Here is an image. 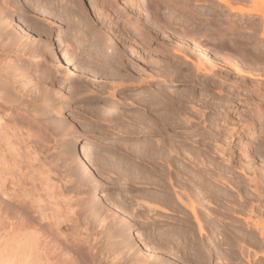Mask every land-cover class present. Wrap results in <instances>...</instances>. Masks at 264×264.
<instances>
[{
    "label": "rangeland",
    "instance_id": "obj_1",
    "mask_svg": "<svg viewBox=\"0 0 264 264\" xmlns=\"http://www.w3.org/2000/svg\"><path fill=\"white\" fill-rule=\"evenodd\" d=\"M30 1L31 0H8V2H7V0H4L3 1V2H5L4 7H3L4 9L2 8V12L4 11V13L2 14V12H0V15H2L1 16L2 19L0 17V19H1L0 22L5 21L4 20L5 17H8L6 20H8L9 22L11 21L12 22L11 24H13V26L14 25L17 26V27L14 26V29H15V27H16V29H18V27L21 26V28H22L21 31H24L23 32L24 35L26 32V34H27L26 36H29V37L31 36L30 38L27 37L28 39L35 40V38H36V40H39L40 38H44V39L48 40V38L50 36H52L53 38L51 37L52 38L51 40L54 41L55 45L58 48H62L65 52H67L69 57L73 58L76 54L77 55L80 54L79 50H76V48L73 47L74 44L72 47L69 46V45H72V43H73V41H72L73 38L71 37V35L73 33H75V31H73V29H71L70 25L69 24L66 25L65 22H63V23L57 22V20H55L53 15L49 16L50 13H48L47 15L44 14L45 19H42V20H41V18L43 17V15L38 13V12H31L30 13L32 15L31 16L29 13H27L28 11H26V8L29 10L30 8H32L31 6H33V5H31V3L34 1L37 2L38 0H34V1L32 0L31 2ZM55 1L57 2V0H52V3H56ZM59 1H58V3H56L57 5L59 4ZM61 1H62V3H64L63 1L67 2V0H61ZM103 1L104 0H98V1L97 0H78V2H75V5L80 7V9H82V8L85 9L84 10L85 13H87V14L90 13L91 15L95 13V7L96 6H97L96 11L97 10L99 11L101 9L100 12L101 11L102 12L100 14H103V13L107 14V12L111 13V11L113 10L112 8L116 3L112 2V0H111V2H110V0H106L104 2ZM118 1H117V3H119L118 5L121 4V6L124 9H126L125 7H127V4L130 3V1H132V0H118ZM144 1H147V0H135V2L137 3V5H136L137 12H138L137 15H138V17L140 16V22L142 25L148 23L147 22L148 20L146 18L147 16H145L146 13H148V11H149V13L152 11L153 13L151 12V14H154V11L152 9L145 11L146 9L142 6ZM224 1H226L230 5L242 6L248 10L250 9V11H252V12H250V14L246 13L245 15L234 14V13L230 12V10L225 5L219 3V0H173L172 2L170 1L171 3L168 1V3H167L168 6L163 11L165 13V16L169 17L170 19H175V24L172 27H169L167 29L162 28V27L151 28V29H153V30H151V33H152L151 37H147V36L142 37L141 35L137 36L138 39L141 40L142 45L144 44L146 46L147 45L149 46L148 48L150 49V51H149V49H147V50L150 53L151 58L154 56L153 58L157 57V59L159 58V60L162 59L161 60L162 62L164 61L165 67L169 68L168 75H166V76L155 75L154 77L151 76V73L149 75L150 70L147 69L148 71H145L143 69V67H141L135 59H133V58L131 59V56H124L121 58L122 60L119 59V62L123 61L122 63H124V65L129 66V67L132 66L133 69H135L134 71H136V73H135L136 76L139 73H140L141 77H142V75H143V77H146L148 75L151 82L148 83L149 78H147V80H148L146 82L147 84L142 83L141 79L143 80V77L141 78L140 76L136 77L138 79L141 78V79H139L140 80L139 83H137L138 79L135 82V80L132 81L131 79H128V78H127L128 80L126 79V81H127L126 82L125 80L122 79V78H125L124 75L120 77V80H117V79L114 80L112 78L113 79L112 80L113 82H112L110 80L111 77L108 78V76H107V78H106V77H104L103 73L93 74V76H92V73H90V74H86L84 76H81L80 78H78V77L75 78V76H73V74L68 73L70 79L76 80V82H74V83L60 82L57 78H54V77L48 81V80H46V75H43L44 65L42 62L37 63V65L39 66V68H38L39 70L37 71L38 73L37 72L35 73L34 67L32 68L31 65L28 64V59L26 57H24L23 61H20L19 58H17L16 56H12V57L10 56L16 62L15 64L13 63V60L8 61L10 59L4 58V60L6 59L5 61H7V62H5L3 60L4 64H2V66L0 67V71L5 75L4 76L5 78H3V79H5L4 82H6L5 84H3L5 86V87H3V90H2L3 92H5V90L8 91V89H9L8 87H11L9 89V92L10 93L12 92L11 93V95H12L13 90L17 89L15 87L17 86V83H18L17 82L16 86H15V83L12 82L13 77L19 72L22 74L21 70H24L26 72V70L28 69L27 72L28 73L31 72L30 78L34 82L35 81H36V83L42 82V83H40L41 87H42V84L44 83L43 81H47L48 82L47 84L51 83L49 85L50 88L52 87L51 90L56 89V88L58 89L60 87L59 89H62L61 94H64L62 96L64 98H65V96L66 97L69 96L68 98H70V102H69L68 98H67L68 101H66V99H64V98L63 99L62 98H60V99L56 98V100L55 99L51 100L53 102L47 101L46 103H43V104L39 103V107L41 105V107L38 108L39 113H41V112L44 113L43 115L40 114L43 116V117L39 116L40 118L42 117V119H43L47 114H49V112L52 110L50 107L54 104V108H53L54 110L51 111V112H53L51 115L54 114V116L56 115L55 117L61 118L62 120L64 119V121H65L64 125L55 127L54 129L52 128L53 129L52 130L50 127L45 128V126H46L45 122L47 120H45V119L42 120L39 118L40 119L39 125L40 124H42V125H40V126L37 125L34 127L35 130L36 129L38 131L40 130L39 132L41 134L39 132L35 131L37 133V135L41 136L42 134H44V137L42 136V139L44 138L46 143H47L46 145L49 146L47 148L48 152L46 154V156H48L47 160H46L47 161L46 165L48 164L47 168H49V167L51 169L53 168L52 171L53 172L55 171V173L56 172L62 173L63 177L66 176L65 180H67L68 182L70 181L69 183H73L75 180L78 179L75 176L78 174V172L76 173L75 171H77V168H79V165L76 161L73 160V156H72V152H71V141L75 137H82V138L88 139L87 140L88 143H86L85 142L86 140H84L80 144L81 148L85 151V153L87 152L86 154H89L87 156H90L91 153H98L97 151L99 150L98 155L105 160H106V158L108 160H111L113 158L116 160L118 158L119 161H121L125 158H128V159H126V161H128L129 163L130 162L134 163V164L137 163L138 160L136 159V157H133V155H131L128 151H126L125 148H123V147H126V148L130 147L131 148V147H133V145L136 146L137 144L144 145L145 142H147V141L148 142L152 141V142L156 143L158 141L163 140L159 133L152 135L151 133H153V132H151L149 134H146V133L143 134L141 139H136V141H135L133 139L134 135L136 134L135 131L133 130L134 125H131L132 123L128 119H125L126 121L118 122L119 126L117 125V123H112L111 126H110V123H107V124L102 123V125H101L100 122H97L98 121L97 119H94L95 117L93 115L98 109L96 106L99 103L98 101H104V102H108V103L113 104L111 106H108L109 110L111 108V110L110 111L108 110V111L110 113H114V114H122V113L125 114L127 112L126 115H128V113L130 115V114H136V113H132V112H137V113L143 114L142 117H145L146 115L147 116H151L153 114L155 115L154 112H156V113H163V114L169 113L168 115L170 116V114H171V117L172 116L175 117L177 115L176 117L181 118V120H183V121L180 120L181 123H179V124H178V121L176 119H174V117H173L174 120L172 119L169 122L166 121L165 123H167V124H165L162 121V119H161V121H159L158 119L154 118L153 119V126H155L156 129L158 128L162 131H165V133H167V132L171 133L170 131H172L171 139L172 140L174 139L173 140V141H175L174 145H176V146L179 145L180 149L183 147H185L184 149H188V148L192 147L190 149H191V151H193L192 153L194 156L196 155L199 157V156H201V153H202L204 157L206 156L207 159H209L208 157H211V154H213V152L215 153V149H217V145H222V144H224L222 146H224V147L226 146V148L228 149V152H232L233 150H235L236 154L245 155L246 154L245 152L247 150V152H248L247 154L254 156L255 150L258 148L257 146L259 145V143L264 144V14H263L264 13V5H260V4L257 5L256 4L257 2H255L253 0H224ZM3 2L2 1L0 2L2 4V6H3ZM15 2L17 3L16 5H15ZM96 2L99 3L98 5L100 7L97 5ZM62 3L60 2L59 8L62 6ZM65 3H64V7H65ZM68 3H70L71 6L73 5V3H71V2H68ZM75 5H73L72 7H75ZM182 5L185 8H181ZM22 6H24V7L26 6L24 10L21 8ZM256 6H257V8L259 7L258 8L259 10L261 9L260 12L258 11V14L256 12V9H257ZM64 7L62 6L61 8H64ZM98 7H99V9H98ZM92 8H94V10H93L94 12L91 11ZM143 8H144V10H143ZM5 11H7V12H5ZM12 11H15V12H12ZM5 14H7L9 16H7ZM38 14H40V15H38ZM119 14H120L119 12H115L113 14L112 19L115 22L118 20H120V21L124 20V22L121 23L122 25L119 24V26L115 27L114 29L116 31H120V30L122 31V30L126 29L123 26H125V27L129 26V27L133 28L134 24H132V23L126 24V23H128V21H127L128 16L126 17L123 14H120V15ZM194 14H196V16L194 18H192ZM142 15H144L145 17ZM116 16H117V18L119 17L118 19L116 18L117 20L115 19ZM79 17L81 18L83 16L79 14ZM92 17H93V15H92ZM82 19H83V21H85L84 23L87 26L89 25V26L93 27L94 30H96V31H103L104 30V28H103L104 25L103 24L101 25V23H99L97 20H96L97 22L95 21V19H94V21L91 22L90 21L91 18H88V16L83 17ZM86 21L88 22V24L86 23ZM44 22H46V23H44ZM110 22H112V21H110ZM18 23L22 24V25L19 26V25H17ZM97 23H98V25H97ZM96 27L100 30H98ZM120 28H123V29H120ZM70 29L72 30V32ZM19 30H20V28L18 29V32H19ZM181 30H187V31L191 32L190 35L194 36L196 39L193 40L194 38L192 39V38H186V37L179 36L178 33H182ZM30 31H32V32H30ZM14 32L16 33L17 30ZM32 33H34V34H32ZM66 33L68 34V36ZM65 34L67 37H71V38H69L70 41H68V38L65 36ZM45 35H48V37L47 36L45 37ZM60 35H62V38ZM173 35H177V36L181 37L182 39L180 38V40H179L176 37H174ZM42 36H44V37H42ZM155 36L157 38H154ZM137 37H136V40H138ZM37 38H39V39H37ZM145 38H149V39L147 40ZM176 39L179 40V42ZM181 40L187 41V43L190 44L189 45L190 48L187 50L184 49L183 46L180 45V43L182 42ZM60 41L61 42L63 41V43H61ZM147 41H149L151 44ZM66 42H68L69 45ZM128 42L131 44V40ZM194 43L195 44L197 43L199 46L195 45ZM199 47H201V48H199ZM151 48L153 50H151ZM186 56L188 57V60L185 59ZM38 58H40V56ZM124 61H126V62H124ZM8 63H10V64L8 65ZM21 63L23 66L20 65ZM12 64H14V66H11ZM16 64H18V67H20V70L18 69V67H16ZM3 65H4L6 70H9L8 72L11 75L8 72H6ZM10 67L11 68L13 67L14 69L13 68L9 69ZM15 68H17V69L15 70ZM83 68H84V70L87 69V67H86V69H85V67H83ZM130 69L132 72L133 71L132 68H130ZM12 70L13 71L15 70L16 72L14 71V73H13V72H11ZM128 70H129V68H128ZM134 71L132 72L133 74H134ZM27 72H26V74H27ZM86 72H88V71L86 70ZM131 72L129 74H131ZM3 74H2V76H3ZM6 74H7L8 79L6 78ZM12 74H14V75H12ZM41 75H42V77H41ZM9 76H11V77H9ZM19 76L20 75H18V78H16L17 76H15L14 78L18 79L17 81H20L22 75L20 77ZM27 76H29V74ZM32 77L35 79H33ZM10 78H12V79H10ZM171 78H175V81H176L175 84H168V81H170L169 79H171ZM6 80L8 81V83ZM120 81H123V83H124L123 86H119L117 84ZM9 82H11L10 84L12 86H10ZM133 82H135V84L142 83V85H141L142 87H139L137 89L134 88L135 90L132 89L131 85ZM13 84L15 87L13 86ZM115 84H116V86H115ZM148 84H150V85L147 86ZM41 87L34 90V92L28 91L29 93L27 92V94H26V92L25 93L22 92V93L26 94L25 96L23 95V97H29L30 95L33 97V94H36V93H38V95H39V93H41V91L43 90ZM148 87H150V88L152 87V88L150 89ZM43 88H45V86ZM158 89H159V92H162L161 89H165L169 92L174 91L177 93L178 92L183 93V99L184 100L181 99L182 97L180 96L181 101L175 97L176 100H178V101L174 102L175 98L173 96H168V98H166L165 96H167V95H162L163 97H165L164 99H162L163 97L156 95V93L158 92ZM145 90L147 91V93L145 92ZM150 90H152V91H150ZM153 90H154V92H153ZM156 90H157V92H156ZM14 91H15L14 95L17 96L18 89L14 90ZM35 91H38V92H35ZM9 92H8V94H9ZM22 93L20 91V94H22ZM132 93H133V95H132ZM137 93L140 97L137 96ZM140 93H141V95H140ZM149 93L150 94L154 93V94H151L152 99L150 101H148L149 98H147L148 97L147 95H149ZM81 94H84L85 96L84 95L82 96ZM113 94H115V97L113 96ZM126 94H129V95H126ZM143 94H144V96H143ZM160 94H163V92ZM20 96H22V95H20ZM31 96H30V98H31ZM35 96H37V94ZM111 96H112V98H110ZM132 96H134V97L132 99H130ZM136 96L139 98H137ZM127 97H128V99H127ZM155 97H157V98H155ZM169 97L175 103L174 105L176 107L174 105L172 106L171 102H169L170 101ZM123 98H125V99H123ZM140 98H141V101L143 102V104L139 100ZM143 98H144V101H143ZM57 99H58V101H57ZM112 99H113V101H112ZM116 99H119V100H116ZM120 100L121 101L125 100V102H126L125 106L120 105ZM161 100H163L164 102ZM138 101H140V102H138ZM167 101L171 105H166V104H169ZM151 102L153 104L156 102L155 104H157V105H155V104L153 105ZM64 103L67 105L66 114L64 112V115L62 114L59 116L57 114L58 113L57 108H59V105H62ZM144 103H147V104L145 105ZM150 103L152 106L151 105L147 106ZM45 104L46 105L48 104L47 105L49 107L48 112H47L48 107ZM159 105L160 106L162 105V107H160ZM7 107H4V108L6 110L8 109L9 111H10L9 108L12 107V110L10 111L11 114H13V112L18 113L16 111H19V109L17 107H14L12 105L8 104ZM42 107H45V108L41 109ZM94 107H96V108H94ZM125 107H128V108L131 107V108L125 109ZM170 107H174V108H170ZM13 108L14 109L16 108L15 111ZM148 108L150 110H146ZM180 108L182 110H184V112H183L184 115H181L182 110ZM156 109L159 111H156ZM194 109H196V110H194ZM116 110L117 111L122 110V111L117 112ZM179 110L181 111L180 113H179ZM186 110H188V111H186ZM189 110H192V111H189ZM31 111H34V110L31 109ZM31 111L28 110L27 111L28 114H30L29 112H31ZM21 112H22V108L20 110V113ZM88 112H90V114ZM191 112H194V113H191ZM70 113L77 118V119H75V117L72 118L73 120L75 119L76 123H78L80 121L78 123V126L79 127L81 126V128H82L81 130L78 131L77 127H73L70 119H68L67 116H65V115L70 114ZM149 114H151V115H149ZM91 115L93 116V118ZM48 116H46L45 118L47 119ZM186 116H188V118H186ZM185 118L188 122H190L188 124L189 126L187 124H184V123H187ZM189 119H193V120L190 121ZM198 119L200 122L198 121ZM260 119H262V120H260ZM42 121H43V123H42ZM193 121H194V123H193ZM128 123L132 127L128 126ZM163 124H165V125H163ZM175 124L177 126H175ZM180 124H182V125H180ZM123 125H126L128 127L123 126ZM166 125L168 127H166ZM113 126H116V127H113ZM44 129H45V131L46 130L47 131L44 132ZM119 129L122 131H120ZM127 129H129L130 131L132 130V131L129 132V130H127ZM194 129H195V131H194ZM226 129L227 130H229V129L233 130V132H231V130L229 131L232 133V136H228V135L226 136V134H225V133H227ZM124 130L129 132V133H127L125 131V133H124L125 136L123 134ZM191 130H192V132H195L196 134L192 133ZM175 131H176V133L178 132L179 134H176ZM189 131L191 133H189ZM120 132H122V134ZM102 133L103 134L105 133L104 135H107V136L102 137L103 136ZM173 133H174V135H173ZM181 133L183 136L181 135ZM126 134H128V135H126ZM129 134H130V136H129ZM223 134L225 135L226 138L224 137ZM190 135H192L194 137H192ZM196 135L197 136L201 135V136L196 137ZM109 136H111V137H109ZM153 138H155V139H153ZM156 138H159V139H156ZM160 138L162 140H160ZM186 138H187V140H186ZM173 141L170 140L171 143ZM115 142H116V144H115ZM191 142L193 144H191ZM194 142H195V144H194ZM109 143H111V144H109ZM118 143H119V145H118ZM122 143H124L125 146H123ZM126 143L129 145H126ZM175 143H177V144H175ZM130 144H132V145H130ZM184 144H185V146H184ZM112 145L115 147L117 146V148L112 147ZM179 146H177V147H179ZM122 148L124 149V151H121ZM241 149L244 152H241ZM239 150H240V152H239ZM208 151H210V152H208ZM101 152H102V154H101ZM127 152L129 154H127ZM196 152H198V154ZM103 153H106V155L107 154L108 155L106 156ZM120 153H122V154H120ZM194 153H196V154H194ZM207 153H208V155H207ZM109 154L111 156H109ZM120 155H121V157H120ZM108 157H110V158H108ZM134 158H135V160H134ZM203 158L201 157V160ZM245 160L247 161L246 158H245ZM157 161H159V160H157ZM185 161H186L185 158L181 159L180 164H182V165L186 164V166L188 167L189 165ZM50 162H52V163L50 164ZM161 162L160 163L156 162V163H154V165L152 164L154 167L156 165H157V167L159 166V170L156 169L157 167L154 168V171L157 172V175H158V177H157V175L154 176L155 179H157V180L159 178H161V179L159 180V184H158V182H157V184L156 183L153 184L156 186H153L151 184L153 187L152 186L150 187V185H147L150 187L151 190L146 189L147 186L145 184H144V186L142 184L140 187L136 184L137 186L135 188V186H133V184L131 187V184L128 183L130 185V186H128V184L124 183V181L122 182V180L111 179L112 177L113 178L115 177V173L113 171L112 172L109 171V173L108 172H106V174L104 173L105 177L102 174L105 182H107V183H103L102 187H100L98 189V191L95 190L97 188L94 187L93 185H91L92 187L90 185H86V186H83V188H82L83 190L81 189V191L77 192L78 195L76 193L74 194L75 198L79 200V198L81 196H83V194L85 195L89 191L90 192L89 196L92 195V197H91V200L93 199L92 201H98V200L101 201V199H97L98 198L97 195H99V193L105 191V192H108V195L110 194L109 197H111L112 203L114 201V204H115V201H116V205L118 207L121 205H123V207L125 205V207H126L128 205L127 206L128 208H126V210L128 209L127 211H129V213H131V215L129 213L128 214L132 219L131 218L127 219V217H129V216L128 215L124 216L123 214H119L120 212L119 213L114 212V213H116V216H115L114 214H112L114 210H112L111 211L112 213H110L111 216L112 215L113 216H112V218H111V216L109 218H111V219L114 218L115 221L118 219L117 222H118L119 226L117 227L118 230L116 232H115V230L113 231L110 228H107V230H105V232L104 231L99 232L98 229L99 228L101 229V227H98L96 229V231L92 230V229H91L92 232L90 231L92 233L91 235L93 237L92 236L91 237L93 239L95 237V239L96 238H97V240L99 239L98 241H102V243L104 242V244L108 246L107 247L108 251L106 252V255H105L108 259L110 258L112 260L114 257H117L118 260L120 259L119 261L117 260L111 264H124V263L130 264L128 262H131V261H132L131 264H141L143 262H141L140 260H143V259L136 261L135 258H138L141 256L145 257V256H147V253H149L148 254L149 257H152V259H151L152 264H264V257H263V254H264V246L263 245L264 244H262L264 242L260 241L263 238L260 239L259 238L260 235L255 231L252 232L254 234H252L251 232H247L246 230H248V229H247V225H245L246 224L245 220L233 216V214L242 215V213H246L247 210L244 212V210H242L239 206H237V207L236 206H234V207L230 206L229 208L227 206H225L226 209H228V210L230 209V210L229 211L227 210L228 215L225 214L222 217V218L226 217L223 219L224 222H221L222 224L218 220H214V219H212L210 222H208L209 225H207V228H209L208 230H210V231H208V230L207 231H208V233H210V232L213 233V234L210 233L212 235V237L210 238L209 237L210 234H208L209 236L208 235L204 236L203 234L200 233L199 227L196 224L194 217L191 214V212L188 210V208L184 209L182 207V209H179L177 206H174V204H170L168 206L169 203L167 204V202H164L167 205V206L165 205L166 209H168V210H165V207H163L164 203L162 201H159V202H161L163 206L161 205V203L158 205L159 202H157L158 200H156L155 197H152V193L157 194V196H159V198L164 197L163 199H166L167 197H171L172 195L175 198V196H180V194H181L180 197L182 198V200L185 201V203L189 205L190 199L186 195L191 192L190 190H192V187H193V189L197 190V192L199 191L197 186H195V185L189 186L191 184L186 180V177L183 178L181 176H178L176 173L170 174V171L168 170V166L166 167V164L163 161H161ZM213 162L215 164V163H217V160H212V163ZM163 163L165 165H163ZM161 165H163V166H161ZM224 165H226V167H228L229 165H234V166L236 165L238 170H240V168H243V166H241V162H239V158L237 157V155L235 156V158L231 159V161H229V162L226 161V164L224 163ZM255 166H257V167L261 166V169L264 171V164H262L261 161L256 160ZM203 168L205 169V173L208 172L207 174L210 173V175H211V173H212V175L213 174L216 175V172L214 173V171L209 170L208 167H206V168L203 167ZM160 169H161V171H160ZM188 169H190V171H192L194 168L189 166ZM204 169H200L197 167V169L195 168L196 171L193 170L194 171L193 173L196 172L198 174L199 173L198 171H201ZM162 170H164V171H162ZM158 172H160V173L158 174ZM161 172H162V174H161ZM163 172H164V175L168 173L167 175L169 176V179L168 178L165 179V177H162ZM201 172H203V171H201ZM237 172H238L237 173L238 176H243L239 173V171H237ZM113 173H114V175H113ZM174 174H176V175H174ZM171 175H173V176H171ZM173 177L180 178V179H178L179 180L178 181V180L174 179ZM105 178L108 180H106ZM109 179H111L113 181L111 182V180H109ZM172 179H174V180H172ZM114 180L117 184L114 182ZM171 180L175 181L176 183L175 182L173 183ZM58 181L59 180H57V182ZM118 181H119V183H118ZM183 181H184V183H183ZM185 181L187 182V185H184V184H186ZM160 182H161V184H160ZM178 182L183 187H180V185L177 186L176 184H178ZM180 182H182L183 184ZM60 183H61V180L59 181V184ZM114 183L117 187H115V185H113ZM162 183H163V185H162ZM164 183H166V184H164ZM78 184L79 183L74 184L73 187L78 186ZM120 184H121V186H120ZM173 184H174V186H177V187L173 188L172 187ZM159 185H161L162 188H161V186L156 188ZM184 186L187 189H185ZM71 187L72 186L68 187L67 190L73 189V187L72 188ZM163 187H165V189ZM217 187L220 189H225V187L223 186L224 187L223 188V187H221V185H217ZM89 188H90V190H88ZM182 188L184 190H182ZM251 188H255V187L251 186ZM92 189L94 191H96L97 193L96 192H95V194L92 193ZM157 189H159L161 191L159 192V190H157ZM85 190H87V191H85ZM152 190H153V192H152ZM162 190H163V192H162ZM165 190L167 191V193ZM180 190L182 192H180ZM195 190H194V193H192L193 192V190H192L191 194L193 196H191V194H190V196L192 198L195 196L193 199H195V200L199 199L198 200V202H199L200 197H199V194L194 195L195 193H197V192H195ZM144 191H146V192H144ZM164 191L166 194L164 193ZM168 191H169V195H168ZM184 191H185V193H183ZM157 192L159 194L163 193L162 196L158 195ZM173 192H175L177 195H174ZM142 193L145 194L144 197L142 196L143 195ZM146 193H147V195H146ZM148 193L149 194L151 193V194L149 195ZM137 194L140 195V199H141V197L143 199L140 200L139 196H137ZM170 194H172V195H170ZM114 195H115L116 199H114ZM164 195H166V196L168 195V196L166 197ZM118 196H120V197H118ZM133 196H134V198L135 197L136 198L134 199ZM147 196L149 198H152V201L153 200L154 201L152 202L151 199L149 200L147 198ZM153 196H155V195H153ZM124 198H125L126 202L124 200L122 201V199H124ZM156 198H158V197H156ZM146 199L149 200V203L147 200L148 205L147 204L145 205V203H144V201ZM175 199H177V198H175ZM78 200H77V202H78L79 206H78L77 202L73 203V205H74L73 208L75 210L78 207L80 209V206H82V203H80V201H78ZM197 200H196V202H197ZM117 201H120V202L118 203ZM155 202H157V203H155ZM236 202L238 203V205L240 204L239 200H237ZM118 204H120V205H118ZM129 204H130V206H129ZM151 204L153 206H151ZM147 206L148 207L151 206L152 208L150 207V209H149ZM159 206H161V208ZM156 207H159L160 209L159 208L155 209ZM162 207L164 208L163 210H162ZM167 207H169L170 209ZM175 207H176V209H175L176 211L174 210ZM235 207L238 209L237 210L233 209ZM205 209L206 208L202 209L201 211L204 213L207 211ZM208 209H210L211 212H213V210H214L215 212H213V213H216V212L220 213L219 210H217V209H216L217 211L214 208H208ZM232 209L235 210L234 211L235 213L233 212ZM91 210L92 209L89 208L88 211L90 212ZM164 210L165 211L170 210L172 212V214H170L171 213L170 211H169L170 213H168V212H165ZM237 211H239V213ZM123 216H124L125 220H127L128 222H129V219L133 222L132 223L133 226H132V224H131V226L134 228V233H136L135 235H136L137 239L140 238L138 240L140 242H143V245L145 244V245L150 247V248L148 247L150 250V251L148 250L149 252H146L147 251L146 250L145 251L146 253H145L144 252L145 249L143 250L141 248V246H139L138 243H136L135 240H134L135 242L131 241V240L129 241V239L127 241V238L125 239L122 235H120L124 225L127 223V221L124 220ZM246 216H248L247 213L243 214V217H246ZM119 219H120V221H119ZM262 219L260 217L253 216L252 220L250 221L251 222L250 225H252V222H253L255 224H263V226H264V217ZM258 220H261L262 223H259L260 221H258ZM122 221H123V223H122ZM131 221L129 222V224L131 223ZM217 221H218V223H220V225L217 224ZM241 221H242L243 225H245V226L242 225ZM257 221H258V223H256ZM214 222H216V223H214ZM210 224H212V226L213 225L214 226L211 227ZM89 226L92 227V223H88L87 227L90 228ZM252 226H254V224ZM215 227H217L218 229H216ZM211 229H212V231H211ZM159 230L161 231V233H159L160 232ZM163 231L166 232L167 234H165ZM173 231L176 234L179 233V234H177L178 236L177 235L175 236ZM245 231L247 232V234ZM216 233H218L219 235ZM240 233H242L243 235ZM255 233H257V235ZM164 234L167 236H164ZM214 234H216L215 235L216 237L214 236ZM244 234H246V235L244 236ZM251 234L253 236L255 235V237L258 240L260 239L259 240L260 243H256L254 240L252 241V243H250L251 241H247L249 236H252ZM241 236L244 237V239L245 238L246 239L244 240L243 238H241ZM92 238H91V242L93 241ZM165 238H166L167 242H170V244H168L167 242H164ZM240 238L242 240H238ZM170 239L172 241H170ZM97 240H95V241H97ZM227 240H228V243H227ZM222 241L224 242V244ZM247 242H249V244ZM229 243H230V245H229ZM234 243H236V244H234ZM231 245L233 247H231ZM251 246H252V249L250 248ZM256 246H258V247H256ZM216 247H218V248H216ZM241 248H242V250H241ZM219 253L222 256H219ZM244 253H246L247 255ZM144 254H146V255H144ZM242 254H244V256H242ZM223 255L224 256L226 255V256L224 257ZM128 256H130V257H128ZM247 256L249 258H246ZM98 258H102V257L99 256ZM127 260H128V262H127ZM103 264H105V263H103Z\"/></svg>",
    "mask_w": 264,
    "mask_h": 264
},
{
    "label": "bare ground",
    "instance_id": "obj_2",
    "mask_svg": "<svg viewBox=\"0 0 264 264\" xmlns=\"http://www.w3.org/2000/svg\"><path fill=\"white\" fill-rule=\"evenodd\" d=\"M1 1L3 2L4 0H0V2ZM58 1L59 0H57V2L56 1L55 2L58 3ZM104 1H106V0H104ZM117 1L118 0H112V2H115L116 4L115 5L113 4L114 5L112 8L113 10L112 11L110 10L111 13L107 12V14H104V13L100 14L102 11L100 12L101 9L99 11L98 10L96 11V9H97V6H96L95 7V13L92 14L93 17L90 13H89L90 15L85 13V11H84L85 9H83V8L80 9V7L75 5V2H78V0H67V2L63 1L64 3L66 2L65 7H64V3H62V1L60 0L59 4L61 2L62 6L64 8H61L62 6L59 8V4L57 5L56 3H52V0L51 1L50 0H38L37 2L34 1L31 3V5H33V6L30 5L32 8H30L29 10L26 8V11H28L27 13H29V14L31 12H38V13L42 14L43 17L41 18V20L45 19L44 14L47 15L48 13H50L49 16L53 15L55 20H57V22H62V23L65 22L66 25L67 24L70 25L71 29H73V31H75V33H73V34L71 33L72 34L71 37L73 38L72 39L73 43H72V45H69L68 42H66V43L70 47H72L74 44L73 47L76 48V50H79V52H80V54H78V55L76 54L73 58L69 57L68 53L65 52L62 48H58L55 45L54 41L51 40L53 38L52 36H50L49 37L50 39L48 38V40H46L44 38H40V39L37 38L39 40H36V38H35V40L28 39L31 36L30 37L26 36L27 35L26 32L24 35V33H23L24 31H21L22 28L20 26L22 24H19V23L17 24L20 26V27H18V29L20 28L19 32H18V29H16L17 26L14 25V26H16L15 29L17 30V32L15 33L14 31H16V30L14 29L13 24H11L12 22L11 21L9 22L8 20H6L8 17H5V19H4L5 21L0 22V67L2 66V64H4V62H3L4 58L10 59V60L7 59L8 61L13 60V63L15 64L16 62L14 61L13 58H11L12 56H16L17 58H19L20 61H23L24 57H26L28 59V64H30L32 68L34 67L35 73L39 70L38 69L39 66L37 65V63L38 62L43 63V65H44L43 75H46V80H48V81L54 77V78H57L60 82L74 83V82H76V80L70 79L68 73L73 74V76H75V78H77V77L80 78L81 76H84V75L90 74V73H92V76H93V74L103 73L104 77H106V78H107V76H108V78L111 77V79H110L111 81L113 79L114 80L115 79L120 80V77L124 75L125 78H122L123 80L126 81V79L128 78V79H131L132 81L135 80V82H136V80L138 79L136 77L140 76V73L136 76V74H135L136 71H134L135 69H133L132 66L129 67V66L124 65V63H122L123 61L122 62L120 61L121 63L119 62V59L122 60L121 59L122 57L131 56V59L132 58L135 59L138 62V64L141 67H143V69L145 71L150 70L149 75H150V73H151V76H153V77L155 75H158V76L168 75L169 68L165 67L164 61L162 62L161 61L162 59L159 60V58L157 59V57L153 58L154 56L151 58L150 53L147 50V49H149L148 48L149 46L148 45L146 46L144 44L142 45L141 40H139L137 36L141 35L142 37H144V36L151 37V35H152L151 30H153L151 28H153V27H155V28L156 27H162L165 29L172 27L175 24V19H170L169 17L165 16V13L163 10L167 8L168 1L172 2L173 0H147V1H144L143 4L141 3L142 6L146 9L145 11H148L149 9H152L154 11V14H151L152 11L150 13H149V11H148V13H146L145 16H147L146 18L148 20L147 21L148 23L145 22L146 24H144L142 22L144 25L141 24L140 16L138 17V15H137V13H138L137 7H136L137 3L135 2V0L130 1V3L127 4V7H125L126 9H124L121 6V4L118 5L119 3H117ZM253 1L257 2L256 3L257 5H259V4L264 5V0H253ZM7 2H8V0H7ZM68 2L73 3V5H75V7H72L73 5L71 6V4ZM110 2H111V0H110ZM4 3L5 2H3V6L0 3V12H2V8L4 7ZM96 3H97V5L99 4L98 2H96ZM219 3L225 5L230 10V12H232L234 14L245 15L246 13L250 14V12H252V11H250V9L248 10L242 6L230 5L229 3H227L224 0H219ZM16 4L17 3L15 2V5ZM25 7L22 6L21 8L24 10ZM99 7H98V9H99ZM144 8H143V10H144ZM181 8H185V7L182 5ZM256 8H257V6H256ZM258 8L256 9L257 14H258V11L259 12L261 11V9L259 10ZM93 10H94V8H92L91 11H93ZM5 12H7V11H5ZM12 12H15V11H12ZM115 12H119L120 14H123L126 17L128 16L127 17L128 23H126V24H131V23L134 24L133 28L126 25L127 27L123 26L126 29H124L122 31L121 30L116 31L114 28L119 26V24H121L122 22H124V20H123L124 18L122 19L123 21L118 20L115 22L112 19L113 14ZM3 13H4V11L2 12V14ZM40 14H38V15H40ZM79 14L82 15L83 17L88 16V18H91V20H90L91 22L94 21V19H95V21L97 20L99 23H101V25L102 24L104 25V27H103L104 30L103 31H96V30H94L93 27H91L89 25L87 26L84 23L85 21H83V19H82L83 17L80 18ZM5 15H7V14H5ZM1 16L2 15H0V17ZM7 16H9V15H7ZM142 16H144V15H142ZM195 16H196V14H194L192 18H194ZM116 18H117V16L115 17V19ZM1 19H2V17H1ZM110 21H112V22H110ZM44 23H46V22H44ZM86 23L88 24L87 21H86ZM97 25H98V23H97ZM120 29H123V28H120ZM98 30H100V29H98ZM181 31H182V33H178L179 36L186 37V38H192V39L194 38L193 40L196 39L194 36L190 35L191 32H189L187 30H181ZM30 32H32V31H30ZM71 32H72V30H71ZM32 34H34V33H32ZM66 34H65V36H66ZM68 34H67V36H68ZM62 35H60L61 38H62ZM46 36L48 37V35H45V37ZM173 36L179 40L181 38L177 35H173ZM42 37H44V36H42ZM71 37H67L68 41H70L69 38H71ZM136 37L140 42L138 40H136ZM154 38H157V37L155 36ZM145 39L148 40L149 38H145ZM130 40H131V44L128 42ZM179 40H177V41L179 42ZM147 42H149V41H147ZM182 42L180 43V45H182L184 49L187 50L190 48V46H189L190 44H188L187 41H182ZM61 43H63V41ZM195 45H198V44L196 43ZM199 48H201V47H199ZM151 50H153V49L151 48ZM149 51H150V49H149ZM39 56H40V58H38ZM185 59L188 60V57L186 56ZM5 62H7V61H5ZM124 62H126V61H124ZM9 64L10 63H8V65ZM14 64H12L11 66H14ZM20 65H22V63ZM3 67H4V65H3ZM16 67H18V64H16ZM83 67H85V69L87 67L86 70L88 72H86V70H84ZM12 68L10 67L9 69H12ZM128 68L130 71L128 70ZM130 68H132V70L134 71V74L132 73L133 71L131 72ZM4 69H5V67H4ZM16 69L17 68H15V70ZM18 69L20 70V67H18ZM27 70H26V72H27ZM8 71L9 70H6V72H8ZM14 71L12 70L11 72L14 73ZM23 71L24 70H21L22 74L19 72L15 75V76H17L16 78H18V75H20V76L22 75L20 81H17L18 79L14 78L15 76L14 77L12 76L13 77L12 82L15 83V86H16V83L18 82L16 87L13 84V86L18 89L17 96L14 95L15 94L14 90H17V89H14L13 87L12 88L14 90L12 89L13 90L12 95H11L12 92L11 93L9 92V89L11 87H8L9 88L8 91H6V90H5V92L2 91L3 87H5L3 84H5L6 82H4L5 79H3V78H5L4 77L5 75L0 71V264H39V262L41 260H44V261L54 260L55 264H103V263H105V264L110 263L111 264V263L117 261L118 260L117 257H114L115 259L113 258L111 260L110 258L108 259L105 256L106 252L108 251L107 250L108 246L105 245L104 242L102 243V241H98L99 239L98 240H97V238L95 239V237L93 239L91 232H92V230L96 231V229L98 227H101V229L100 228L98 229L99 232H103V231L105 232V230H107V228H110L113 231L115 230V232H116L118 230L117 227L119 226L118 222H117L118 219L116 221L114 218L111 219L113 215L111 216L110 213H112L111 211L114 210L112 214H114L115 216H116V213H114V212H118V213L120 212L119 214H123L124 216H127V215L129 216V214L131 215V213H129V211H127L128 209L126 210V208H128L127 207L128 205L126 207H125V205H124V207H123V205L118 207L116 205V201H115V204H114V201L112 203V199H111V197H109L110 194L108 195V192H105V191L101 192V193H99V195H97L98 196L97 199H101V201L100 200L92 201L93 200V199L91 200L92 195L89 196L90 195L89 191L85 195L83 194V196H81L79 198V200L75 198L74 194L75 193L77 194V192L81 191L83 186H86V185H90V186L93 185L94 187L97 188V189H95V188L94 189L96 191H98V189L100 187H102L103 183H107L104 180V177H105L104 173L105 174H106V172L109 173V171H111V172L113 171L115 173V177L114 178L112 177L111 179L122 180V182L124 181V183L131 184V187H132V184H133V186H135V188L137 185L140 187L142 184H143V186H144V184L146 186L150 185V187L154 183L157 184V182H158V184H159V180L161 178H159L157 180L154 177L155 175H157V172L154 171V168H156L157 165L155 167L153 165H154V163H156V162L160 163L161 161H163L166 164V167L168 166V170L170 171V174L176 173L178 176H181L183 178L186 177V180L191 184V185L188 184L189 186H192V185L197 186L199 193L197 192V190L193 189V187H192L193 192H192V190H190V191L192 193H194V190H195V192H197V193H195L194 195L199 194L200 201L198 202L199 199L198 200L196 199L198 202L197 203L196 200L193 199L195 196L192 198L191 196H193V195L190 192V193H188L189 195L188 194L186 195L190 199V202L188 205L180 197L181 194H180V196H175V198H177V199H175L172 194H170V195H172L171 197H167L169 195V191H168V195L167 196L164 195L168 199L166 197H165L166 199H163L164 197L159 198V196H157V194L152 193V197H155V199L158 200L157 202H159V201H162L163 203L167 202V204L169 203L168 206L170 204H174V206H177L179 209H182V207L184 209L188 208V210L193 215L196 224L199 227L200 233L203 234L204 236L208 235L210 233L213 234L212 232L208 233V231H210V230H208L209 228H207V225H209L208 222H210L212 219L218 220L220 223L224 222L223 219L226 217H224V218H222V217L225 214L228 215V212H227L228 209H226L225 206H227L228 208L230 206H233V207L239 206L242 210H244V212L247 210L246 213L248 214L249 217L248 216L243 217V214H246V213H242V215L233 214V216L245 220L246 224L245 223L244 224L247 225V229H248V230H246L247 232L252 233L255 231L260 235V237H259L260 239H262V238L264 239V226H263V224H255L252 222V225L254 224V226L250 225V223H251L250 221L252 220L253 216L260 217L261 219L264 217V171L261 169V166L260 167L255 166L256 160L261 161V163L264 164V144H260V143H259V145L257 144L258 148L256 147L257 149L255 150L254 156L252 155L253 157L251 155L247 154L248 153L247 150L245 152L246 153L245 155L236 154L235 150H233L232 152H228V149L226 148V146L225 147L222 146L224 144L217 145V149H215V153L213 152V154H211V157H208L209 159H207L206 156H205L206 157L205 158L202 153H201V156H199V157L196 155L194 156L192 153L193 151H191V149H190L192 147H190L188 149H184L185 147L182 146L183 148L180 149L179 145H177L179 147L174 145L175 141H173L174 139L173 140L171 139L172 131L169 130L170 128L168 130L171 133H169V132L165 133V131H162L158 128H157L158 129L157 130L155 128V126H153V119L154 118L158 119L159 121H161V119H162V121L165 123L166 121L169 122L173 119L174 116L171 117V114L169 116L168 115L169 113L163 114V113L154 112L155 115L149 114L151 116L146 115L145 117H142L143 114H140L137 112H132V113H136V114H130V115H129V113H128V115H126L127 112L125 114L122 112H121L122 114H114V113L109 112L111 110V108H110V110L108 109L109 108L108 106H111L113 104L108 103V102H104V101H98L99 103L96 105L98 109L93 115L95 117L94 119H97L98 120L97 122H100L101 125H102V123H104V124L110 123V126L112 123H117V125H118L119 124L118 122L126 121L125 119H128L132 123L131 125H134L133 130L135 131L136 134L135 135L133 134L134 135L133 139L135 141H136V139H141L143 134H145V133L149 134L151 132H153V133H151L152 135L159 133L163 140L160 138V140H162V141H158L156 143L152 142V141L148 142L146 140L147 142H145L144 145L137 144L136 146L133 145V147H131V148L130 147H127V148L123 147V146H125V144L122 143L123 144L122 147L125 148L126 151H128L131 155H133V157H136V159L138 160L137 163L134 164V163H131V162L129 163L128 161H126V159H128V158H125L121 161H119L118 158H117L118 160L117 159L115 160L113 157L112 158L114 160L113 159L108 160L107 158L105 160L98 155L99 150L97 151L98 153H91L90 156H87L89 154H86L87 152L85 153V151L81 148L80 144L84 140H86L85 142L88 143V141H87L88 139L82 138V137H75L71 141V152H72L73 160L76 161L79 165V168H77V171H75L76 173L78 172V174L75 175L78 179L75 180L73 183H69L70 181L68 182L67 180H65L66 176L64 174L63 175L65 177L62 176V173H57V172L55 173V171L53 172L52 171L53 168L52 169L50 167L47 168L48 164L46 165V162H47L46 160H47L48 156H46V154L48 152L47 148L49 146L46 145L47 143H46L45 139L44 138L42 139V136L44 137V134L39 136V135H37V133L35 131L39 132L40 130L38 131L37 129L36 130L34 129L35 126L42 125V124L39 125V122H40L39 120L42 119V117H43L42 115L44 113L43 112L39 113L38 108L41 107V105L39 107V103L43 104V103H46L47 101L49 102V101L54 100V99L56 100V98H58V99L62 98L63 99L64 97L62 95H64V94H61L62 89H59L60 88L59 87L58 89L56 88V89L51 90L52 87L51 88L49 87V85L51 83L47 84L48 83L47 81H43L44 83L42 84V87H41L40 83H42V82L39 83L37 81L39 83L38 84V83H36V81L34 82L30 78L31 72H29V73L27 72V74H26V72L25 71L23 72ZM130 72H131V74H129ZM2 74H3V76H2ZM28 74H29V76H27ZM12 75H14V74H12ZM147 76L143 77V75H142L143 80L141 79L142 77L140 76L141 78H139V79H141L142 83H146L148 80H149L148 83L151 82L149 76L148 77ZM9 77H11V76H9ZM41 77H42V75H41ZM6 78H7V74H6ZM147 78H149V79L147 80ZM10 79H12V78H10ZM33 79H35V78H33ZM139 79L137 80L138 81L137 83H139V81H140ZM169 80L170 81H168V84H175L176 83L175 78H171ZM135 82H133L131 85L132 89H134V88L137 89L139 87H142L141 86L142 83L135 84ZM7 83H8V81H7ZM10 83L11 82H9V84ZM117 84L119 86L124 85L123 81H120ZM43 85L45 86V88H43L44 87ZM149 85L150 84H148L147 86H149ZM10 86H12V85L10 84ZM115 86H116V84H115ZM39 87H41L43 89L42 90L40 88L42 91H41V93H39V95H38V93H36L37 96H35L36 94H33V97L30 95L31 98H30V96L29 97H23V95L25 96L28 91L34 92V90H36ZM148 88H150V87H148ZM161 90H162L163 94H160L162 92H159V89H158V92L156 90V92H157L156 95H159L161 97H163L162 95H167V96H165L166 98H168V96H173L174 98L176 97L180 101H181V99H183V93H179V92L177 93L174 91L169 92L165 89H161ZM20 91H21V93L26 92V94H24V93L20 94ZM150 91H152V90H150ZM8 92H9V94H8ZM35 92H38V91H35ZM145 92L147 93L146 90H145ZM153 92H154V90H153ZM19 94L22 96H20ZM84 94H81V95L83 96ZM151 94H154V93H151ZM151 94L149 93V95H147L148 97L146 96L147 98H149L148 101H150L152 99ZM126 95H129V94H126ZM132 95H133V93H132ZM140 95H141V93H140ZM113 96L115 97V94H113ZM134 96H132L131 98L129 97V98L132 99ZM137 96H139L138 93H137ZM143 96H144V94H143ZM68 97L69 96H67V97L65 96L64 99H66V101H68L67 100ZM139 97H137V98H139ZM165 97H163L162 99H164ZM110 98H112V96ZM141 98L139 99L140 101H141ZM144 98H143V101H144ZM155 98H157V97H155ZM176 98H175L174 102L178 101V100H176ZM58 99H57V101H58ZM68 99L70 102V98H68ZM123 99H125V98H123ZM127 99H128V97H127ZM116 100H119V99H116ZM169 100H170L169 102H171V104L173 106L175 103L170 99V97H169ZM112 101H113V99H112ZM140 101H138V102H140ZM161 101H163V100H161ZM51 102H53V101H51ZM125 103H126L125 100H122V101L120 100V105L125 106ZM147 103H144V104L146 105ZM151 103L148 104L147 106L151 105ZM8 104L12 105L14 107H17L19 109V111H16V112H18V113L13 112V114H11L10 111L12 110V107L9 108L10 111L8 109H7L8 110L7 111L4 107H7ZM142 104H143V102H142ZM171 104L169 103L166 105H171ZM155 105H157V104H155ZM162 105L161 106L159 105V106L162 107ZM21 108H22V112L20 113ZM43 108H45V107H42L41 109H43ZM50 108L52 110H54L53 109L54 104ZM94 108H96V107H94ZM129 108H131V107H129ZM129 108L125 107V109H129ZM170 108H174V107H170ZM15 109H14V111H15ZM31 109L34 111H31ZM47 109H48L47 110V112H48L49 107ZM57 109H58L57 114L59 116L62 114L64 115V112L66 114L67 105L65 103L62 105H59V108H57ZM28 110H30L32 113L29 112L30 114H28V112H27ZM146 110H150V109L148 108ZM194 110H196V109H194ZM51 111L49 112V114L46 115V116L49 115L47 117V119L45 118L46 116L44 115L45 117L43 119L47 120L46 122L44 121L46 123V126H47V127L45 126V128L50 127L51 129L52 128L54 129L55 127L64 125V122H65L64 119L62 120L61 118L55 117L56 115L54 116V114L51 115L53 113ZM120 111H122V110H120ZM120 111L118 110L117 112H120ZM156 111H159V110L156 109ZM186 111H188V110H186ZM189 111H192V110H189ZM90 112H88V113L90 114ZM180 112L181 111L179 110V113ZM183 112H184V110H182L181 115H184ZM191 113H194V112H191ZM40 114H42V115H40ZM39 116H42V117L40 118ZM65 116H67V118L70 119V121L72 122V123L71 122L70 123L72 124L73 127L78 128V131L82 129L81 126L80 127L78 126V123L80 121L78 123H76L75 119H77V118L75 116H73L71 113L67 114ZM176 116L174 117V119H176L178 121V124L181 123L180 122L181 118H178ZM74 117H75V119L73 120L72 118H74ZM92 118H93V116H92ZM186 118H188V116H186ZM186 118H185V120H186ZM189 120L191 121L193 119H189ZM260 120H262V119H260ZM181 121H183V120H181ZM198 121H199V119H198ZM42 123H43V121H42ZM189 123L190 122L187 121V123H184V124L188 125ZM193 123H194V121H193ZM165 124H167V123H165ZM165 124H163V125H165ZM126 125H123V126H126ZM131 125L128 123V126H131ZM180 125H182V124H180ZM128 126H126V127H128ZM175 126H177V125L175 124ZM113 127H116V126H113ZM166 127H168V126L166 125ZM127 130H129V129H127ZM230 130H231V132H233L232 129L227 130V133H225L226 136L227 135L232 136V133L229 132ZM46 131L44 129V132H46ZM120 131H122V130H120ZM125 131L126 130L123 131V134L125 133ZM131 131L129 130V132H131ZM194 131H195V129H194ZM129 132H127V133H129ZM191 132H192V130H191ZM191 132L189 131V133H191ZM120 133L122 134V132H120ZM175 133H176V131H175ZM192 133H195V132H192ZM104 134H103V136L102 135L101 136L102 137L107 136ZM176 134H179V133L177 132ZM126 135H128V134H126ZM173 135H174V133H173ZM181 135H182V133H181ZM192 135H190V136H192ZM111 136H109V137H111ZM124 136H125V134H124ZM129 136H130V134H129ZM198 136L196 135V137H198ZM192 137H194V136H192ZM224 137H225V135H224ZM153 139H155V138H153ZM156 139H159V138H156ZM170 140L173 142L171 143ZM186 140H187V138H186ZM109 144H111V143H109ZM115 144H116V142H115ZM175 144H177V143H175ZM185 144H184V146H185ZM191 144H193V143L191 142ZM194 144H195V142H194ZM118 145H119V143H118ZM126 145H129V144L126 143ZM130 145H132V144H130ZM112 147H115V146L112 145ZM115 148H117V146ZM123 148L121 151H124ZM128 152H127V154H129ZM208 152H210V151H208ZM239 152H240V150H239ZM241 152H244V151L241 149ZM196 153L198 154V152H196ZM196 153H194V154H196ZM101 154H102V152H101ZM103 154L106 155V153H103ZM120 154H122V153H120ZM207 155H208V153H207ZM236 155L239 158V162H241V166H243V168H240V170H238L236 165L235 166L229 165L228 167H226V165H224V163L226 164V161H228V162L231 161V159L235 158ZM109 156H111V155L109 154ZM120 157H121V155H120ZM201 157L202 158L204 157V158L201 160ZM108 158H110V157H108ZM180 158L181 159L185 158L186 159L185 162L190 167H193L194 168L193 170H195V168L197 169V167L200 169H204L203 167H205V168L208 167L209 170L214 171V173L216 172V175L215 174L212 175V173H211V175H210V173L207 174L208 172L205 173V169L201 170L204 173L201 171H198V170H197L199 172L198 174L196 172L193 173L194 171L192 169H191L192 171H190V169H188L189 166L187 167L186 164L185 165L180 164V160H181ZM245 158L247 159V161L245 160ZM134 160H135V158H134ZM157 160H159V161H157ZM212 160H217V163L214 164L215 161L212 163ZM51 163L52 162H50V164ZM164 163H163V165H165ZM163 165H161V166H163ZM156 169L159 170V166ZM160 171H161V169H160ZM162 171H164V170H162ZM237 171H239V173L243 176H238ZM114 173H113V175H114ZM159 173L160 172H158V174ZM102 174L104 177L102 176ZM161 174H162V172H161ZM167 174L164 175V172H163L162 177H165V179L166 178L169 179V176ZM176 174H174V175H176ZM171 176H173V175H171ZM157 177H158V175H157ZM175 177H173V178L176 180L180 179V178H175ZM56 179L59 181L61 180V183L59 184V181L57 182ZM111 179H109V180H111ZM174 179H172V180H174ZM106 180H108V179H106ZM112 181L113 180H111V182ZM114 182H115V180H114ZM172 182L174 183L175 181H172ZM76 183H79L78 186L73 187V185ZM115 183L113 185H115ZM118 183H119V181H118ZM180 183H182V182H180ZM183 183H184V181H183ZM185 183L186 184H184V185H187L186 181H185ZM129 184H128V186H130ZM160 184H161V182H160ZM164 184H166V183H164ZM162 185H163V183H162ZM176 185L177 186L180 185L179 182ZM217 185H221V187L224 186L225 189H220L217 187ZM70 186H72L73 189L67 190V188ZM120 186H121V184H120ZM153 186H156V185H153ZM160 186L161 185L157 186L156 188H158ZM177 186H174V184H173L172 187L175 188ZM251 186H254L255 188H251ZM115 187H117V186L115 185ZM150 187L147 186L146 189H150ZM180 187H183V186L180 185ZM161 188H162V186H161ZM163 188L165 189V187H163ZM184 188H185V186H184ZM159 189H157V190H159ZM185 189H187V188H185ZM88 190H90V188ZM163 190H162V192H163ZM182 190H184V189L182 188ZM85 191H87V190H85ZM96 191H94L92 189V193L95 194ZM160 191L161 190H159V192ZM165 191H164V193H165ZM144 192H146V191H144ZM152 192H153V190H152ZM180 192H182V191L180 190ZM166 193H167V191H166ZM173 193H174V195H177L175 192H173ZM183 193H185V191ZM162 194L158 193V195H161V196H162ZM190 194H191V196H190ZM146 195H147V193H146ZM153 195H155V196H153ZM137 196H139V199H140V195L137 194ZM142 196L144 197L145 194H143ZM118 197H120V196H118ZM156 197H158V198H156ZM133 198H134V196H133ZM147 198L149 200L151 199V201H152V198H149L148 196H147ZM114 199H116L115 195H114ZM142 199L143 198L141 197L140 200H142ZM148 199H146L145 201L143 200L145 205L147 204ZM77 200L80 201V203H82V206H80V209L78 207L75 210L73 208L74 207L73 203L74 202L76 203ZM123 200L126 202L125 198L122 199V201ZM149 200H148V203H149ZM237 200L240 201L239 205L236 202ZM117 202L119 203L120 201H117ZM157 202H155V203H157ZM160 203L161 202H159L158 205ZM77 204H78V202H77ZM120 204H118V205H120ZM152 204H151V206H153ZM161 205H162V203H161ZM165 205H166V203H164V206L163 205L162 206L165 207ZM78 206H79V204H78ZM129 206H130V204H129ZM150 207H148V208L150 209ZM159 207L161 208V206H159ZM159 207H156L155 209H157ZM163 207H162V210L164 209ZM236 207L233 209L237 210L238 208H236ZM89 208L92 209L90 212L88 211ZM167 208H169V207H167ZM204 208H206L205 210H207V211L203 213L201 210ZM208 208H214L215 210L217 209V210H219L220 213H217V212H216L217 214L213 213L215 211L212 209L213 212H211V210ZM175 209H176V207L174 208V210ZM165 210H168V209H166V207H165ZM169 211H165V212L170 213L171 211L170 212ZM234 211L235 210H233V212ZM237 212L239 213V211H237ZM170 214H172V212ZM110 216H111V218H109ZM124 216H123V218H124ZM128 218H131V217L129 216V217H127V219ZM124 220H125V218H124ZM119 221H120V219H119ZM125 221H127V220H125ZM130 221L131 220L129 219V222ZM218 221H217V224L220 225V223H218ZM258 221H260L259 223H262L261 220H258ZM258 221L256 223H258ZM129 222L127 221L128 224L126 223L127 225L126 224L124 225L120 235H122L125 239L127 238V241H128V239H129V241L135 240L136 243H138V245L141 246V248L143 250L145 249L144 252L146 250H147L146 252H149L150 247L145 245V244L143 245V242H140L138 240L140 238L137 239V237L135 235L136 233H134V228L132 227L133 222L131 221L130 224H129ZM88 223H92V227L89 226L90 228H88L87 227ZM122 223H123V221H122ZM214 223H216V222H214ZM241 223H242V221H241ZM131 224H132V226H131ZM210 225H211V227L214 226V225L212 226V224H210ZM242 225H243V223H242ZM245 225H243V226H245ZM64 226H67V227L65 228ZM215 228L218 229L217 227H215ZM211 231H212V229H211ZM247 232H246V234H247ZM159 233H161V231ZM164 233L167 234L166 232H164ZM257 233H255V234L257 235ZM165 234H164V236H167ZM174 234L176 236L179 233L176 234L174 232ZM211 234H210V236L208 235L210 238L212 237ZM216 234H218V233H216ZM216 234H214V236ZM240 234H242V233H240ZM246 234H244V236ZM252 234H254V233H252ZM91 238L93 239L92 242H91ZM166 238H165L164 242H167ZM241 238L244 239V237H242V236H241ZM241 238L238 240H242ZM171 239H170V241H172ZM263 239L260 241L264 242ZM95 240H97V241H95ZM253 240L256 243H260L259 240L255 237V235L249 236L247 241H251L250 243H252ZM167 243L170 244V242H167ZM227 243H228V240H227ZM247 243L249 244V242H247ZM223 244H224V242H223ZM234 244H236V243H234ZM262 244H264V243H262ZM229 245H230V243H229ZM218 247H216V248H218ZM231 247H233V246L231 245ZM256 247H258V246H256ZM250 248L252 249V246ZM241 250H242V248H241ZM220 253H219V256H222ZM148 254L149 253H147V256H145V257L141 256V257L135 258V260L138 261L140 259H143V260H140L141 262H143L141 264H152V261H151L152 257H149ZM244 254H246V253H244ZM244 254H242V256H244ZM144 255H146V254H144ZM99 256L102 258H98ZM128 257H130V256H128ZM263 257H264V254H263ZM246 258H249V257L247 256ZM127 262H128V260H127ZM131 262H128V263L131 264Z\"/></svg>",
    "mask_w": 264,
    "mask_h": 264
},
{
    "label": "clouds",
    "instance_id": "obj_3",
    "mask_svg": "<svg viewBox=\"0 0 264 264\" xmlns=\"http://www.w3.org/2000/svg\"><path fill=\"white\" fill-rule=\"evenodd\" d=\"M64 227L66 228L67 226H64ZM39 264H55V261L54 260H49V261L41 260Z\"/></svg>",
    "mask_w": 264,
    "mask_h": 264
}]
</instances>
